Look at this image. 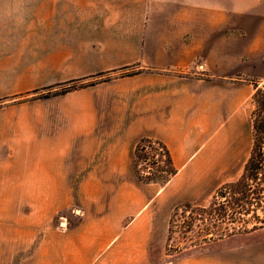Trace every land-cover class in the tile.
<instances>
[{
  "label": "crops",
  "instance_id": "1",
  "mask_svg": "<svg viewBox=\"0 0 264 264\" xmlns=\"http://www.w3.org/2000/svg\"><path fill=\"white\" fill-rule=\"evenodd\" d=\"M51 16L0 95L95 82L0 106V264H149L173 204L249 155L264 0H52ZM141 138L169 151L164 185L136 175ZM62 194L67 230L45 219Z\"/></svg>",
  "mask_w": 264,
  "mask_h": 264
},
{
  "label": "rangeland",
  "instance_id": "2",
  "mask_svg": "<svg viewBox=\"0 0 264 264\" xmlns=\"http://www.w3.org/2000/svg\"><path fill=\"white\" fill-rule=\"evenodd\" d=\"M52 0H0V62H11L14 58L20 59L25 55L28 47L37 42L38 28L41 25L52 23L51 16ZM41 35H43L41 33ZM10 65H0L3 75ZM132 71H116L114 75L131 73ZM104 76L96 80L104 79ZM83 82H95L86 80ZM80 82L62 84L38 89V94L60 92L70 85H77ZM262 83L261 85H263ZM35 90V89H34ZM31 91L9 95H0V106L4 103L16 101L21 102L28 99L44 98L31 96ZM26 96V94H29ZM25 97H21V96ZM59 95V94H58ZM46 98V97H45ZM254 108L252 104L251 110ZM248 153L244 156L247 159ZM148 166V164L146 165ZM152 170L151 168H146ZM243 169V162L235 168L226 172L228 176L216 177L209 185H205L203 191L196 192L197 198L190 202L196 206H208L216 189L225 182L236 180ZM158 184V183H157ZM154 188H158L157 185ZM64 197L67 200L63 199ZM69 194H62V199L57 203L55 209L45 210L46 225L53 223L60 230H67L73 225L72 217L79 215L75 212V206L71 203ZM182 203V202H181ZM174 203L168 210V222L164 232L157 226L158 238L151 241L149 247V264H264V229L249 234L224 235L217 232L214 235H206L196 225L191 230L185 229L188 211L179 210L176 219L177 227L169 228V219L174 212ZM79 210V209H77ZM159 225V224H158Z\"/></svg>",
  "mask_w": 264,
  "mask_h": 264
},
{
  "label": "trees",
  "instance_id": "3",
  "mask_svg": "<svg viewBox=\"0 0 264 264\" xmlns=\"http://www.w3.org/2000/svg\"><path fill=\"white\" fill-rule=\"evenodd\" d=\"M76 82L80 83L55 93L38 94V89L32 90L30 93L35 95L31 98L63 94L93 84L82 80L71 83ZM253 84L254 108L250 114L252 142L240 176L221 184L208 206H196L190 202L177 204L169 219L170 231L177 227L175 218L179 210L190 213L185 229L191 230L196 225L206 235H214L215 232L224 235L249 234L264 229V84L259 86L255 81ZM133 164L138 179L143 183L164 185L177 172L166 146L149 138H141L137 143ZM148 167L152 170H147Z\"/></svg>",
  "mask_w": 264,
  "mask_h": 264
}]
</instances>
